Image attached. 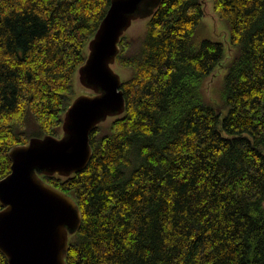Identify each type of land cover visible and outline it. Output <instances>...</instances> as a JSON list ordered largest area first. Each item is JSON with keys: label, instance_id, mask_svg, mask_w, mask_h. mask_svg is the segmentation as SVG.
<instances>
[{"label": "trees", "instance_id": "1", "mask_svg": "<svg viewBox=\"0 0 264 264\" xmlns=\"http://www.w3.org/2000/svg\"><path fill=\"white\" fill-rule=\"evenodd\" d=\"M213 2L235 49L222 102L203 91L225 47L196 45L201 1L165 0L121 42L125 115L92 132L85 170L44 177L82 213L67 264H264V0ZM110 6L0 0V180L13 147L59 135Z\"/></svg>", "mask_w": 264, "mask_h": 264}, {"label": "water", "instance_id": "2", "mask_svg": "<svg viewBox=\"0 0 264 264\" xmlns=\"http://www.w3.org/2000/svg\"><path fill=\"white\" fill-rule=\"evenodd\" d=\"M164 1L111 0L86 46V61L76 71V95L62 117L59 135L32 137L10 150L11 172L0 180V252L9 264H67L70 240L82 226V213L72 196L44 177L65 180L85 170L93 157L92 132L125 115L122 86L130 72L118 64L121 42L143 35ZM211 1L214 15L223 22ZM137 22H145L146 30L129 36ZM227 36L229 51L234 53L230 30ZM227 36L216 42L225 38L228 47ZM119 70L126 71L127 77Z\"/></svg>", "mask_w": 264, "mask_h": 264}, {"label": "rangeland", "instance_id": "3", "mask_svg": "<svg viewBox=\"0 0 264 264\" xmlns=\"http://www.w3.org/2000/svg\"><path fill=\"white\" fill-rule=\"evenodd\" d=\"M205 7V18L202 21V25L200 26L197 36L195 39V43L199 46L204 39H209L212 41H216V39H220L222 37L227 36V31L229 35L228 27L224 24V22H220L218 18L213 13L212 1L211 0H203ZM146 30L145 22H137L131 30L128 32L129 36H138V34H143ZM228 39V47L226 45L225 38L219 40L225 47V59L224 62L215 70L212 76L204 81L203 91L204 94L209 98V100L214 103H221V92L224 83V77L228 71L227 65L232 60L234 53L229 51V41L230 37L227 36ZM118 73L121 76L127 77V72L119 70ZM81 88V86H79ZM34 127V124H32Z\"/></svg>", "mask_w": 264, "mask_h": 264}]
</instances>
